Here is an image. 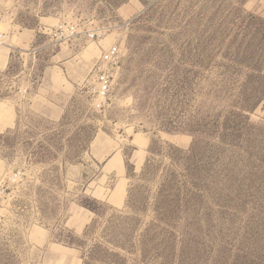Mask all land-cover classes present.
Here are the masks:
<instances>
[{"label":"rangeland","instance_id":"obj_1","mask_svg":"<svg viewBox=\"0 0 264 264\" xmlns=\"http://www.w3.org/2000/svg\"><path fill=\"white\" fill-rule=\"evenodd\" d=\"M0 31V264H264V0H0Z\"/></svg>","mask_w":264,"mask_h":264},{"label":"built area","instance_id":"obj_2","mask_svg":"<svg viewBox=\"0 0 264 264\" xmlns=\"http://www.w3.org/2000/svg\"><path fill=\"white\" fill-rule=\"evenodd\" d=\"M82 33L79 32L77 26L64 22L60 24L53 32L52 35L58 42L68 43L77 39ZM85 36L94 42H100L105 37L103 31H88L84 32ZM5 39V34L0 31V42ZM119 49L113 46L107 51L102 52V55L92 70V78L94 81V93L100 102L106 103L107 98L111 94L114 85V72L119 65ZM99 106H102L100 104Z\"/></svg>","mask_w":264,"mask_h":264},{"label":"bare ground","instance_id":"obj_3","mask_svg":"<svg viewBox=\"0 0 264 264\" xmlns=\"http://www.w3.org/2000/svg\"><path fill=\"white\" fill-rule=\"evenodd\" d=\"M2 44H3V39L0 42V46ZM93 55H94V52L91 48L86 49L83 53H81L82 61L89 62V61L93 60ZM4 59H7V57H5ZM139 138L141 140L140 144L144 145L145 144L144 139L142 137H139Z\"/></svg>","mask_w":264,"mask_h":264},{"label":"crops","instance_id":"obj_4","mask_svg":"<svg viewBox=\"0 0 264 264\" xmlns=\"http://www.w3.org/2000/svg\"><path fill=\"white\" fill-rule=\"evenodd\" d=\"M140 141H141V140H140V138L138 137V138L136 139V143H137V144H140ZM140 145H141V144H140ZM125 188H126V187H125L124 184H120V185L118 186V188H117V191H118L119 189H121V191H123V190H125ZM117 191H116V192H117ZM122 196H123V195H122Z\"/></svg>","mask_w":264,"mask_h":264}]
</instances>
